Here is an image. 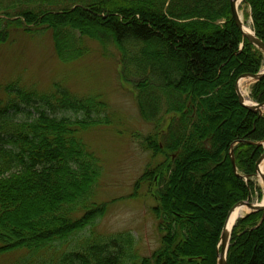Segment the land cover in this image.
I'll list each match as a JSON object with an SVG mask.
<instances>
[{"label":"trees","instance_id":"trees-1","mask_svg":"<svg viewBox=\"0 0 264 264\" xmlns=\"http://www.w3.org/2000/svg\"><path fill=\"white\" fill-rule=\"evenodd\" d=\"M244 4L264 43V0ZM0 17V46L16 28L51 31L64 62L85 56L87 40L115 48L142 117L159 130L146 149L164 158L135 185L156 201L161 238L151 257L139 262L134 238L120 234L53 260L58 244L103 213L92 200L103 168L82 133L110 124L108 106L58 85L8 84L0 97V254L23 250L25 264H218L226 219L252 193L244 178L264 152V116L236 92L240 77L264 68V53L243 37L231 0H0ZM251 99L264 104V78ZM21 113L29 119L18 122ZM263 216L237 222L228 264H264Z\"/></svg>","mask_w":264,"mask_h":264},{"label":"rangeland","instance_id":"rangeland-1","mask_svg":"<svg viewBox=\"0 0 264 264\" xmlns=\"http://www.w3.org/2000/svg\"><path fill=\"white\" fill-rule=\"evenodd\" d=\"M240 11L252 26L249 7L242 3ZM86 42L89 51L85 56L64 62L58 56L51 31L9 29L7 43L0 46V97H6L4 89L12 83L19 82L23 87L43 92H54L58 85L78 97H96L108 106L105 116L110 124L93 126L82 133L84 143L100 159L103 168L92 199L103 213L68 242L58 244L50 257L55 260L63 253L82 252L87 243L131 234L140 262L160 247L161 236L153 212L154 195L148 193L147 186L135 193V185L145 171L164 160L155 157L145 145L146 139L159 130L155 123L142 117L137 85L134 78H128L130 81L123 77L119 52L111 47L106 49L96 41ZM245 85L251 92L253 83L246 80ZM65 115L75 118L71 112ZM62 116V113L58 115ZM17 119L23 122L29 115L21 113ZM253 184L250 202L262 204L264 180L254 177ZM25 254L23 250L0 254V264H25Z\"/></svg>","mask_w":264,"mask_h":264},{"label":"water","instance_id":"water-1","mask_svg":"<svg viewBox=\"0 0 264 264\" xmlns=\"http://www.w3.org/2000/svg\"><path fill=\"white\" fill-rule=\"evenodd\" d=\"M243 1L244 0H231V12H232L233 19H234L237 27L241 30L243 37L245 39H247L258 50H260L261 52L264 53V43L256 36L255 32L253 31V33H246L244 31V25H243V22L241 20L239 7H238L239 2H243ZM263 78H264V70L258 74L243 75L242 77H240L238 79V81L236 83V92H237V95L239 97V101H240L241 105L243 107L249 109L250 111H252L256 114H259L261 116L263 115L264 104H259V103H255V102H252L250 104L247 103V101L244 99V97L241 94L240 82H242L243 80H245V81L249 80L252 83H257V82L261 81ZM260 145H262L264 147V143H261ZM263 162H264V152L256 163V172L258 174H260L264 180V173L260 172V170H261L260 166ZM232 163H233V166L236 168V163H235L234 158L232 159ZM246 180L248 181L249 179L246 178ZM244 206H248L251 209V212H264V204H254V203H251L250 201H242V202L238 203L237 205H235L231 209V211L229 212V215L227 217V220L225 222V225H224V228L222 231V235H221V239H220L219 252H218L219 253L218 254V264H228L227 257H228V252H229V248H230V242H231V238H232L233 229L236 226L237 221L233 225V227L230 231L228 230V224H229L231 215L234 213V211L237 208L244 207ZM263 219H264V216H263Z\"/></svg>","mask_w":264,"mask_h":264},{"label":"bare ground","instance_id":"bare-ground-1","mask_svg":"<svg viewBox=\"0 0 264 264\" xmlns=\"http://www.w3.org/2000/svg\"><path fill=\"white\" fill-rule=\"evenodd\" d=\"M242 6V2H239L238 4V7H239V10H240V7ZM240 12V17H241V20L243 22V25H244V31L246 33H253V29H252V26L251 24L247 23L245 17H244V14L243 12L239 11ZM240 91H241V94L242 96L244 97V99L247 101V103H252L253 101L250 99V92H249V88L247 85H245V80H243L242 82H240ZM264 112V110H263ZM260 172L261 173H264V162L261 164L260 166ZM261 180H262V177L261 175L259 174L258 176ZM264 204V202H263ZM251 212V209L248 207V206H244V207H240V208H237L234 213L231 215V218H230V221H229V224H228V230L230 231L233 227V225L236 223V221L244 216H246L247 214H249Z\"/></svg>","mask_w":264,"mask_h":264}]
</instances>
